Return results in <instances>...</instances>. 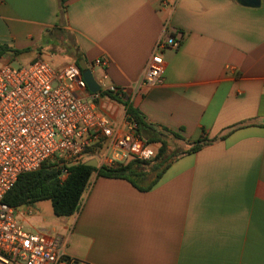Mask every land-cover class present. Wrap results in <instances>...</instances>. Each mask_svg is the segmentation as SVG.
I'll use <instances>...</instances> for the list:
<instances>
[{"label": "crops", "instance_id": "1", "mask_svg": "<svg viewBox=\"0 0 264 264\" xmlns=\"http://www.w3.org/2000/svg\"><path fill=\"white\" fill-rule=\"evenodd\" d=\"M0 0L1 63L82 61L125 89L179 156L148 191L94 175L82 207L37 230L61 236L70 264H264V0ZM163 83L141 85L160 39ZM96 59L107 62L104 67ZM110 95V94H109ZM114 123L124 106L103 96ZM172 139V140H171ZM159 148V146L157 145ZM188 149V150H189ZM21 212V213H22Z\"/></svg>", "mask_w": 264, "mask_h": 264}, {"label": "built area", "instance_id": "2", "mask_svg": "<svg viewBox=\"0 0 264 264\" xmlns=\"http://www.w3.org/2000/svg\"><path fill=\"white\" fill-rule=\"evenodd\" d=\"M178 45L173 37L159 40L141 85L163 83V54ZM105 79H95L100 91L93 93L77 64L55 70L42 59L19 68L0 62V264H70L61 236L25 228L19 211L4 202L20 176L56 163L64 179L70 167L93 158L100 166L118 167L156 157L157 145L140 136L125 112L114 123L101 109L104 93L126 92L107 86Z\"/></svg>", "mask_w": 264, "mask_h": 264}, {"label": "trees", "instance_id": "3", "mask_svg": "<svg viewBox=\"0 0 264 264\" xmlns=\"http://www.w3.org/2000/svg\"><path fill=\"white\" fill-rule=\"evenodd\" d=\"M7 51V47L0 46V57ZM107 95L124 106L128 118L138 124V132L144 140L159 146L156 157L151 161L134 160L118 167L94 168L87 166V161L70 167L69 174L64 179L62 169L56 163H48L36 172L19 177L4 199L8 206L18 210L22 207H33L41 202H51L56 217H70L80 211L87 187L94 175L109 179H123L145 192L160 181L162 175L179 156L195 153L208 143L207 139L199 140L189 150L169 158L167 152L170 143L169 136L166 134L168 131L148 124L124 96L103 94V96ZM151 163L154 165L147 169Z\"/></svg>", "mask_w": 264, "mask_h": 264}, {"label": "rangeland", "instance_id": "4", "mask_svg": "<svg viewBox=\"0 0 264 264\" xmlns=\"http://www.w3.org/2000/svg\"><path fill=\"white\" fill-rule=\"evenodd\" d=\"M43 61H46V62H48L49 64L51 63V62H49L48 60H46V59H43ZM10 65L12 66V67H14V68H19L20 67V65L18 64V63H16V62H11L10 63ZM51 65V64H50ZM172 140V139H171ZM169 142V141H168ZM170 143V142H169ZM176 144V143H175ZM175 144H173V143H170L169 144V147H168V152H167V156L169 157V158H173L174 157V155H176V156H178V155H180V154H182L183 152H185V151H187L189 148H187V147H184V146H179V147H177ZM159 149V148H158ZM93 159H95V158H93ZM92 160V159H91ZM90 161V160H89ZM152 165H154L153 163H151V165H148L147 166V169L148 168H150ZM101 166L99 165V167L98 168H100ZM25 208L26 207H22V208H20V209H18V211H19V218H20V220H23V222H24V226H25V228H27V229H29V230H31V231H36L38 228H36L35 226H37L36 225V221H38L40 218H39V216H25L24 214H23V212L22 211H24L25 210ZM31 209V211H34V213L35 212H37V215L39 214V215H42V217L41 218H44L45 220H47L48 222H51V220L52 219H54L53 218V215H51V211H53V208H52V204H51V202H41V203H38V204H36V205H34L33 207H31L30 208ZM22 212V213H21Z\"/></svg>", "mask_w": 264, "mask_h": 264}, {"label": "water", "instance_id": "5", "mask_svg": "<svg viewBox=\"0 0 264 264\" xmlns=\"http://www.w3.org/2000/svg\"><path fill=\"white\" fill-rule=\"evenodd\" d=\"M240 1H242L246 4L256 5V6L259 4L258 0H240ZM78 67L82 70L83 78H84L85 82L87 83L89 90L93 93L100 91V86L95 81L94 75H93L92 71L90 69H88L87 65L84 62L80 61L78 63ZM86 165L90 166V167H94V168L99 167V163L96 159L88 161L86 163Z\"/></svg>", "mask_w": 264, "mask_h": 264}]
</instances>
